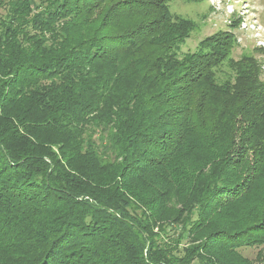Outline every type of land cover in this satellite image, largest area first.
<instances>
[{
    "label": "trees",
    "instance_id": "trees-1",
    "mask_svg": "<svg viewBox=\"0 0 264 264\" xmlns=\"http://www.w3.org/2000/svg\"><path fill=\"white\" fill-rule=\"evenodd\" d=\"M167 1L0 0V264H264V84Z\"/></svg>",
    "mask_w": 264,
    "mask_h": 264
},
{
    "label": "rangeland",
    "instance_id": "rangeland-1",
    "mask_svg": "<svg viewBox=\"0 0 264 264\" xmlns=\"http://www.w3.org/2000/svg\"><path fill=\"white\" fill-rule=\"evenodd\" d=\"M167 7L172 17L188 20L191 25L188 35L173 49L178 58L198 51L211 52L215 37L227 34L232 40L231 48L226 58L211 70L213 85L217 88L236 85L239 75H250L255 85L264 84V0H169ZM230 102L232 108L238 100ZM206 154L204 147L195 151L198 158ZM244 195L223 220L238 219V213L257 204L256 190ZM239 251L250 259L256 255L255 248Z\"/></svg>",
    "mask_w": 264,
    "mask_h": 264
}]
</instances>
